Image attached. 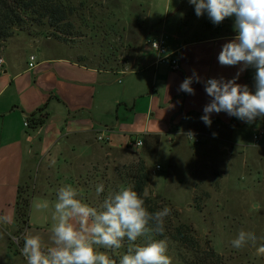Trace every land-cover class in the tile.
Wrapping results in <instances>:
<instances>
[{
  "label": "crops",
  "instance_id": "crops-1",
  "mask_svg": "<svg viewBox=\"0 0 264 264\" xmlns=\"http://www.w3.org/2000/svg\"><path fill=\"white\" fill-rule=\"evenodd\" d=\"M192 9L188 0L173 4L167 0L163 20L156 26V36L165 37L166 52L178 62L177 70L157 62L156 53L144 41L126 70L83 64L70 47L50 36L20 32L4 43L0 48V213L10 215L13 222L0 223L3 228H16L18 187L30 181L34 169L41 166L46 171L50 160L57 164L61 159L72 169L75 163L70 157L94 159L100 153L96 148L128 149L130 140L140 139L142 145L132 150L149 155L165 140L179 147L189 132L198 144L214 139L235 145L246 129L252 133L264 129L262 118L249 124L225 112L213 113L211 126H206L200 118L211 98L203 83L193 82L195 95L178 91L194 72L202 81L232 79L240 72L237 83L255 90V69L240 71L241 65L221 66L217 59L222 45L237 34L234 18L214 25L206 14L197 17ZM166 29L171 36L165 35ZM30 56L34 57L31 67ZM42 107L48 114L45 122L35 129L25 127L24 120L28 122L27 117ZM98 134L108 142H98ZM45 187L46 194H39L55 202L52 186ZM83 189L78 188L82 199ZM31 229L49 231L25 224L23 233Z\"/></svg>",
  "mask_w": 264,
  "mask_h": 264
},
{
  "label": "rangeland",
  "instance_id": "rangeland-1",
  "mask_svg": "<svg viewBox=\"0 0 264 264\" xmlns=\"http://www.w3.org/2000/svg\"><path fill=\"white\" fill-rule=\"evenodd\" d=\"M65 1L73 11L68 18L70 36L64 43L74 58L97 68L126 70L138 44L158 34L156 26L163 20L167 0ZM177 1L171 0V4ZM164 32L171 36L168 29ZM33 33L53 35L46 27H36ZM251 134L249 129L243 131L235 145L214 139L198 144L197 137L186 134L179 147L165 140L149 155L132 148L99 147L94 159L70 157V163H75L72 169L61 159L57 164L50 160L46 171L41 166L34 169L30 181L21 186L22 198L29 197L27 225L49 230L43 233L31 229L28 233L39 235L45 246H52L50 219L31 207L34 198L54 203L39 194H46L45 186L50 184L52 190L47 189L55 194L62 185L71 184L77 190L81 186L86 189L81 192L83 199L80 195L83 202L98 206L110 193L131 186L130 166L144 159L150 175L148 196L171 204L179 213L178 220L190 225L199 241H210L222 264H264V257H257L250 244L241 249L231 244L242 229L256 235L257 246L264 243V146L262 142L255 144ZM226 146L229 150L223 149ZM100 184L105 191L97 196L95 189ZM24 226L3 228L0 224V264H27L21 253ZM136 243L145 241L138 239ZM168 245L172 264H182L179 255L187 254L170 240ZM126 248L125 240L120 251ZM109 255L119 264V255Z\"/></svg>",
  "mask_w": 264,
  "mask_h": 264
},
{
  "label": "clouds",
  "instance_id": "clouds-1",
  "mask_svg": "<svg viewBox=\"0 0 264 264\" xmlns=\"http://www.w3.org/2000/svg\"><path fill=\"white\" fill-rule=\"evenodd\" d=\"M188 2L194 6L197 17L206 14L214 25L234 18L233 30L237 34L222 45L217 59L221 66L241 65L240 71L255 69V90L237 83L240 72L232 79L220 77L205 81L194 72L183 80L178 91L195 95L193 82L203 83L211 99L203 107L200 119L209 127L213 113L225 112L249 124L258 117L264 119V0ZM95 190L99 196L105 191L104 185H97ZM147 195V192L138 194L131 186L121 187L98 206H91L83 202L71 184L62 185L56 190L54 203L44 198H34L31 203L34 212L50 219L52 246H45L39 235L26 232L21 253L27 264H117L109 253L119 255V264H172L165 236L166 218L171 215V209L165 206L150 212L145 206ZM12 222L10 215L0 213V223ZM138 239L145 243L137 244ZM125 240L127 248L122 253ZM231 244L236 249L250 244L257 257H264V243L257 246V237L252 232L240 230Z\"/></svg>",
  "mask_w": 264,
  "mask_h": 264
},
{
  "label": "trees",
  "instance_id": "trees-1",
  "mask_svg": "<svg viewBox=\"0 0 264 264\" xmlns=\"http://www.w3.org/2000/svg\"><path fill=\"white\" fill-rule=\"evenodd\" d=\"M65 0H0V48L16 32L33 33L35 28L46 27L53 31L51 38L64 42L70 36L69 15L73 11ZM38 34V33H36ZM65 36V37H64ZM48 114L44 107L31 113L28 118L30 128L41 126ZM158 140L154 139L155 146ZM131 187L143 194L149 184V171L144 159L130 166ZM145 206L150 212L161 210L167 206L171 215L166 218L165 236L187 254L179 255L182 264H222V257L211 247L209 240L199 241L192 227L181 223L178 211L169 203L155 200L150 196L144 197ZM29 197L22 198V187H18L14 204L15 222L18 226L27 225ZM162 239L164 237H156Z\"/></svg>",
  "mask_w": 264,
  "mask_h": 264
},
{
  "label": "built area",
  "instance_id": "built-area-1",
  "mask_svg": "<svg viewBox=\"0 0 264 264\" xmlns=\"http://www.w3.org/2000/svg\"><path fill=\"white\" fill-rule=\"evenodd\" d=\"M146 45H148L151 50H153L157 55V62L167 64L171 70H177L178 68V62L175 58L171 57L170 53L166 52L165 47V37L163 35L154 36V37H148L144 41ZM29 63L28 66L31 67L33 65L34 57H29ZM3 63L2 57H0V69ZM24 126H28L27 120H24ZM96 140L98 142H108V139L104 137L101 134H98L96 136ZM251 140L257 144L264 141V129H259L252 133ZM194 142H197V139H193ZM142 145V141L140 139L130 140L127 144V148H133V147H140ZM155 169H159V166L156 165Z\"/></svg>",
  "mask_w": 264,
  "mask_h": 264
}]
</instances>
